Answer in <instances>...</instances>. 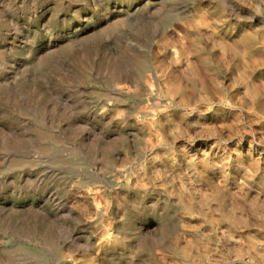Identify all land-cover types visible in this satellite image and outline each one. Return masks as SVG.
I'll use <instances>...</instances> for the list:
<instances>
[{"label":"rangeland","instance_id":"obj_1","mask_svg":"<svg viewBox=\"0 0 264 264\" xmlns=\"http://www.w3.org/2000/svg\"><path fill=\"white\" fill-rule=\"evenodd\" d=\"M263 110L264 0H0V264H264Z\"/></svg>","mask_w":264,"mask_h":264},{"label":"bare ground","instance_id":"obj_2","mask_svg":"<svg viewBox=\"0 0 264 264\" xmlns=\"http://www.w3.org/2000/svg\"><path fill=\"white\" fill-rule=\"evenodd\" d=\"M56 1V0H55ZM221 1H224V0H221ZM151 2V1H150ZM127 9H129V11H126L125 12V10L126 9H121V10H114V11H111L110 13H111V18H116V17H118V16H120V15H127L131 10H133L134 9V7L133 8H131V6H129V8H127ZM42 15H44V13L42 14ZM41 15V16H42ZM42 20V19H41ZM124 21V19L123 18H116L114 21H113V25H116V24H120V23H122ZM74 29H73V31L71 32V33H69V34H66V35H62V36H58L56 39H52V36H48V37H50L49 38V40H48V43H47V45H44V46H40L41 48H43L44 50L46 49L47 50V53L49 54V53H51V55L52 56H54V46L55 45H57V44H60V45H62L63 47H66V44L67 43H70L71 41H76V42H80V41H82L83 39H84V37L85 36H82L84 33H86L87 32V28L86 27H83V23L82 22H79V24H75L74 25V27H73ZM68 45V44H67ZM28 45L27 44H25V46L22 48L24 51H26V50H28ZM33 54L31 55V60H36V59H38L39 58V56H37V53H34V52H32ZM164 54V53H163ZM174 54V58L173 59H175L177 62H180L181 61V59L179 60V56L181 55L180 53H178V52H174L173 53ZM54 59H56V57L54 58ZM187 59V58H186ZM184 60V59H183ZM186 62H187V65H189V63H188V61L187 60H185ZM24 64L26 65L27 64V61H26V63L24 62ZM49 65H46V67H48ZM21 67H22V64H20V62L19 63H16L15 62V64H13L11 67H10V72H9V74H13V75H16L19 71H20V69H21ZM81 69H83V68H80V70ZM82 71V70H81ZM151 71V74L149 75V77H148V79H149V81L151 82V84H153V83H155L156 85H159L158 84V81L160 80V79H162L164 76H165V74H164V70L162 69V67L159 65V63H157V62H154V67H153V71L152 70H150ZM119 90H122L123 91V89L122 88H118ZM264 111V110H263ZM205 156H206V154H205ZM127 255L129 256V257H131L132 255H134L132 252H128L127 253ZM122 260V257L121 256H117L116 258H114V259H112L109 263H106V264H119L120 263V261ZM79 264H103V263H99L96 259H93V258H87V259H83L82 261H80V263ZM132 264V263H131Z\"/></svg>","mask_w":264,"mask_h":264}]
</instances>
